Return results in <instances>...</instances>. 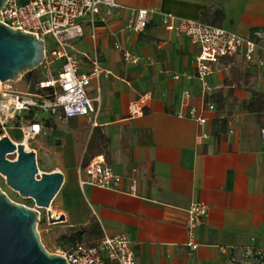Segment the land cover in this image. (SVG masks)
I'll return each mask as SVG.
<instances>
[{
  "label": "crops",
  "instance_id": "crops-1",
  "mask_svg": "<svg viewBox=\"0 0 264 264\" xmlns=\"http://www.w3.org/2000/svg\"><path fill=\"white\" fill-rule=\"evenodd\" d=\"M115 2L117 7L101 6L92 22L82 23L83 35L70 42V50L99 55L104 72L92 81L96 95H87L93 100L99 95L92 125L103 126L110 137L111 158L105 161L118 176L117 186L81 185L77 162L74 172L62 167L60 190L69 205L64 207L60 200L58 214L64 215L67 225L83 223L93 214L102 232L126 234L136 264H225L229 246L252 243L264 248V140L259 129L246 121L245 111L228 105L229 128L220 140L215 142L211 132L206 138L198 137L200 126L189 116L191 107L204 103L194 76L197 47L161 23L163 13L201 20L207 11L206 19L217 21V26L250 36L264 28V0ZM138 9L148 12L140 32L127 27L132 10ZM124 52L138 61L126 59ZM231 66L250 75L253 87L264 92V67L236 56L214 65L206 94L223 86ZM87 69L84 58L82 70ZM185 91L189 97L182 107ZM143 94L149 98L143 114L129 116V104ZM234 95L248 96L238 87ZM214 112H208L205 130L211 129ZM70 119L61 124L70 125ZM192 202L208 208L196 230V249L187 244V209Z\"/></svg>",
  "mask_w": 264,
  "mask_h": 264
},
{
  "label": "built area",
  "instance_id": "built-area-1",
  "mask_svg": "<svg viewBox=\"0 0 264 264\" xmlns=\"http://www.w3.org/2000/svg\"><path fill=\"white\" fill-rule=\"evenodd\" d=\"M101 6L117 7L115 0H6L0 9V22L13 29L32 33L44 42V59L39 68L43 78L34 89L25 84V89L16 87L15 82H0V123L20 115L31 108L53 117L59 121L70 118H87L96 124L98 108L93 105L99 101V95L91 99L86 87L93 80H98L104 70L99 55H80L70 50V42L83 35L82 23L92 22ZM148 20V12L144 9L132 10L128 28L140 32L144 30ZM161 23L168 31L188 37L197 47L194 61V76L200 83L202 96L209 90L208 76L212 74L214 65L223 58L240 56L246 62H256L264 67V28L255 29L250 36H243L221 26L178 17L173 14H161ZM51 37V47L46 46L45 38ZM258 53L262 56L257 57ZM124 57L134 63L138 58L128 52ZM87 60L88 69L82 70L83 59ZM175 79L178 75L173 76ZM17 82V81H16ZM99 92V90L97 89ZM182 107L186 105L189 92L185 91ZM149 98L143 94L129 104V116H141L148 105ZM215 105L204 102L200 108L191 107L189 116L199 126V138H206L210 131L205 130L208 124V112H213ZM183 114V109L179 115ZM22 142L34 140L42 134L43 124L34 121L19 127ZM264 140V127L259 130ZM118 176L102 155L94 157L85 168L79 169V183L100 188L112 189L117 186ZM208 208L200 202H192L187 209L186 228L187 244L196 249V230L207 216ZM69 264H107L108 260L118 264H136L134 250L129 238L124 233L108 234L98 246L87 247L74 244L65 250L58 249ZM225 264H264V248L252 243L242 246H229L225 249Z\"/></svg>",
  "mask_w": 264,
  "mask_h": 264
},
{
  "label": "water",
  "instance_id": "water-1",
  "mask_svg": "<svg viewBox=\"0 0 264 264\" xmlns=\"http://www.w3.org/2000/svg\"><path fill=\"white\" fill-rule=\"evenodd\" d=\"M5 1L0 0V9ZM43 59L41 38L0 22V82L18 81L26 72L39 68ZM11 154L15 159L7 158ZM0 175L13 191L44 209L64 181L60 171L39 174L36 153L5 134L0 136ZM39 214L37 209L11 201L0 189V264H69L62 255L45 250L36 231ZM60 220H64L63 214ZM48 221H54L49 213Z\"/></svg>",
  "mask_w": 264,
  "mask_h": 264
},
{
  "label": "trees",
  "instance_id": "trees-1",
  "mask_svg": "<svg viewBox=\"0 0 264 264\" xmlns=\"http://www.w3.org/2000/svg\"><path fill=\"white\" fill-rule=\"evenodd\" d=\"M207 11L202 12L201 21L213 25H219L215 20L206 19ZM221 16V15H220ZM229 59V58H227ZM223 60V59H222ZM226 60V59H224ZM25 84L34 89L36 84L43 78L40 68L26 72L23 76ZM251 77L241 71L238 66H231L230 77L223 79V86L216 89L210 94L204 95V102H211L215 105L214 116L211 118V136L215 142H218L222 135L228 131L229 111L228 105H235V108L246 112V121L256 125L260 130L264 127V92L253 87ZM244 89L248 96L245 99H238L234 95V89ZM12 124V129L9 136L14 140L21 142L22 133L20 126L34 121L43 124V133L35 139L46 141L48 130L55 128L61 121L49 117L40 116L35 108L23 111L20 115H16L9 120ZM69 121V120H68ZM71 143L74 151V158L80 168H85L89 162L98 155H103L107 162L111 158L110 137L101 125L93 126L90 121L77 123L71 121ZM3 133L0 125V136ZM32 140H29L31 143ZM28 202H32L28 200ZM39 223L44 225L45 219L39 220ZM103 237V232L97 218L93 214H88L85 221L76 225L62 224L55 227V242L58 247L68 249L74 244H83L87 247L98 246ZM107 264H118L116 261L108 260Z\"/></svg>",
  "mask_w": 264,
  "mask_h": 264
},
{
  "label": "rangeland",
  "instance_id": "rangeland-1",
  "mask_svg": "<svg viewBox=\"0 0 264 264\" xmlns=\"http://www.w3.org/2000/svg\"><path fill=\"white\" fill-rule=\"evenodd\" d=\"M45 42L48 48L52 46L51 37H46ZM15 85L19 89H25V82L23 80V77H20V79L15 82ZM86 92L92 94L93 96L96 95L94 82H91V84L86 87ZM95 104L96 102H93L94 106ZM39 115L44 116V114L40 112ZM11 124L12 123L9 120L5 122L4 129L2 128L3 133L1 134V136L4 134L9 136V132L12 129ZM68 129H71V125L58 123L55 128L48 130L46 141L42 142L40 141V139H34L31 143H29V141L25 142L26 149L34 151L36 153V162L39 174L43 172L50 173L53 171H60L61 173H63L61 170L62 167L66 168L69 172L75 171L76 160L74 158L71 135ZM14 142L19 143L18 141ZM15 157V154L7 155V158L11 160L15 159ZM37 177H39V175ZM0 189L6 193L11 201L37 209L40 213L39 220L43 218L45 219L44 225L39 222L37 223L36 231L38 232L40 241L46 251L51 254H57L56 252L58 249L65 250L61 247H58L55 242V227L64 224V220H60L61 214H58L57 212L60 200L64 207H67L69 205V199L67 198V196H65V192H63V190H60V192H58L52 200L50 206L44 209L38 208L32 199L20 196L17 192L13 191L6 185L4 177L1 175ZM28 200H31L32 202H28ZM48 213L54 219L53 222L48 221Z\"/></svg>",
  "mask_w": 264,
  "mask_h": 264
}]
</instances>
